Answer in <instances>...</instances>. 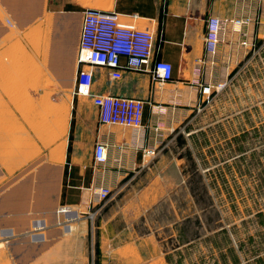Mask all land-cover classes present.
I'll use <instances>...</instances> for the list:
<instances>
[{"label":"crops","instance_id":"1","mask_svg":"<svg viewBox=\"0 0 264 264\" xmlns=\"http://www.w3.org/2000/svg\"><path fill=\"white\" fill-rule=\"evenodd\" d=\"M88 8L116 12L123 16L124 27L153 33L151 64L165 61L173 68V79L163 84L153 81L151 66L134 71L122 61L119 79H112L106 69L93 70V95L144 103L143 128L137 133L102 124L92 100L74 94L82 12ZM212 16L248 21L240 27L230 25L214 62H207L204 35ZM11 29L23 42L28 35L45 41L51 76L62 89L84 97L75 100L64 185L61 166L37 167L38 162L29 183L22 180L11 192L0 191V231H7L3 238L23 236L6 243L15 264H88L75 259L58 262L55 250L63 240L72 251L88 250L87 217L94 210L104 218L98 228H113L114 242L107 248L132 251V264H264V216L253 221L243 210L237 217L221 211L218 218L209 214L208 226L202 227L201 206L181 174L187 161L179 151L189 146L194 133L175 132L180 144L171 136L176 125L190 117L173 114L175 110L198 106L204 100L202 88L221 82L260 55L264 0H0V43ZM97 142L107 144V162L100 167L94 166L93 158ZM26 186L32 187L27 193ZM100 187L111 192L104 203L95 195ZM14 201L23 204L20 211L7 208ZM62 207L67 211L58 213ZM14 218L20 221L10 222ZM34 221L37 228L31 229ZM185 249L191 250V258L183 259Z\"/></svg>","mask_w":264,"mask_h":264},{"label":"rangeland","instance_id":"2","mask_svg":"<svg viewBox=\"0 0 264 264\" xmlns=\"http://www.w3.org/2000/svg\"><path fill=\"white\" fill-rule=\"evenodd\" d=\"M26 40L23 42L11 29L0 43V191L11 192L22 180L29 183L28 178L37 174L33 166L38 162L37 167L61 166L64 185L70 170L75 100L84 98L62 89L51 76L45 41L40 43L30 35ZM218 85L222 87L216 89ZM207 86L210 93L202 94L204 100L198 106L173 112L190 116L188 122L176 125L171 133L173 140L180 144L175 132L194 133L189 146L179 150L187 161L181 174L195 203L201 206L202 227L208 226L209 214L214 219L221 211L237 217L243 210L256 221L264 216V47L247 65L236 67L221 82ZM8 183L11 185L2 188ZM30 189L26 186L24 192ZM22 207L14 201L7 208L16 212ZM99 214L94 210L87 217L88 250L72 251L63 240L55 250L58 262L75 259L88 264H132V251L107 248L114 242L113 228H98L104 219ZM2 237L0 264H15L6 243L23 236ZM183 252V259L191 258V250Z\"/></svg>","mask_w":264,"mask_h":264},{"label":"built area","instance_id":"3","mask_svg":"<svg viewBox=\"0 0 264 264\" xmlns=\"http://www.w3.org/2000/svg\"><path fill=\"white\" fill-rule=\"evenodd\" d=\"M261 2L263 0H244ZM122 17L113 11L85 9L82 12V28L77 52L79 67L74 94L88 97L99 110L102 124L132 129L135 133L143 128L142 114L144 103L140 100L104 95H93L90 90L93 82V70L103 68L110 71L112 79H119L121 62L129 70L139 71L151 66L152 79L159 84L173 79V68L165 61L151 64L155 36L147 30L124 27ZM244 19L208 18L204 35V58L214 62L218 46L228 32L230 25L242 26ZM218 85L216 89L221 88ZM211 87L202 88V94H209ZM145 154L148 150L144 149ZM94 166L100 167L107 162V144L97 142L94 146ZM110 190L100 187L95 191L97 199L104 203L110 196Z\"/></svg>","mask_w":264,"mask_h":264},{"label":"bare ground","instance_id":"4","mask_svg":"<svg viewBox=\"0 0 264 264\" xmlns=\"http://www.w3.org/2000/svg\"><path fill=\"white\" fill-rule=\"evenodd\" d=\"M61 211L59 212V213H65L66 211H67V209L66 208H61L60 209ZM60 216V215H59ZM60 219V218H59ZM34 228H37V226H36V224H31V229H34ZM40 229V228H39ZM5 232H7V231H1L0 232V237H2L3 235H4V233ZM6 235H4V237H5ZM3 238V237H2Z\"/></svg>","mask_w":264,"mask_h":264},{"label":"water","instance_id":"5","mask_svg":"<svg viewBox=\"0 0 264 264\" xmlns=\"http://www.w3.org/2000/svg\"><path fill=\"white\" fill-rule=\"evenodd\" d=\"M7 235V234H6Z\"/></svg>","mask_w":264,"mask_h":264}]
</instances>
